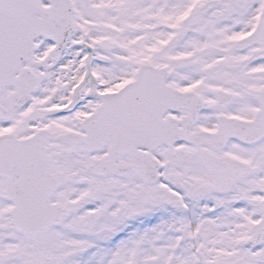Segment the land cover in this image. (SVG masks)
<instances>
[{
  "label": "snow or ice",
  "instance_id": "obj_1",
  "mask_svg": "<svg viewBox=\"0 0 264 264\" xmlns=\"http://www.w3.org/2000/svg\"><path fill=\"white\" fill-rule=\"evenodd\" d=\"M0 264H264V0H0Z\"/></svg>",
  "mask_w": 264,
  "mask_h": 264
}]
</instances>
